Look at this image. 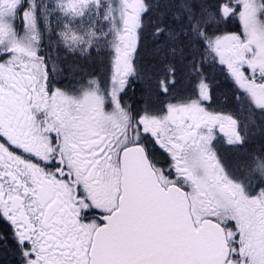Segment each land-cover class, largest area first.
Instances as JSON below:
<instances>
[{"label": "snow or ice", "instance_id": "6c2138e0", "mask_svg": "<svg viewBox=\"0 0 264 264\" xmlns=\"http://www.w3.org/2000/svg\"><path fill=\"white\" fill-rule=\"evenodd\" d=\"M0 264H264V0H0Z\"/></svg>", "mask_w": 264, "mask_h": 264}, {"label": "trees", "instance_id": "16d2710c", "mask_svg": "<svg viewBox=\"0 0 264 264\" xmlns=\"http://www.w3.org/2000/svg\"><path fill=\"white\" fill-rule=\"evenodd\" d=\"M233 30H235V29H233Z\"/></svg>", "mask_w": 264, "mask_h": 264}]
</instances>
